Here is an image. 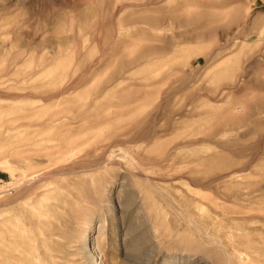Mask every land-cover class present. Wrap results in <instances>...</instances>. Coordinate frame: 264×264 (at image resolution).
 Wrapping results in <instances>:
<instances>
[{"label": "rangeland", "instance_id": "rangeland-1", "mask_svg": "<svg viewBox=\"0 0 264 264\" xmlns=\"http://www.w3.org/2000/svg\"><path fill=\"white\" fill-rule=\"evenodd\" d=\"M0 264H264V0H0Z\"/></svg>", "mask_w": 264, "mask_h": 264}]
</instances>
